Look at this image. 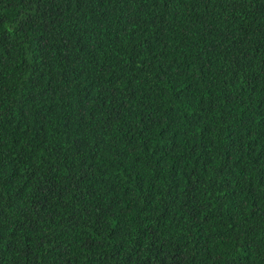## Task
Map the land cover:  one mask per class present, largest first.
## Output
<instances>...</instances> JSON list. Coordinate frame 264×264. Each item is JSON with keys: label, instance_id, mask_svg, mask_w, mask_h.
<instances>
[{"label": "trees", "instance_id": "obj_1", "mask_svg": "<svg viewBox=\"0 0 264 264\" xmlns=\"http://www.w3.org/2000/svg\"><path fill=\"white\" fill-rule=\"evenodd\" d=\"M0 264H264V0H0Z\"/></svg>", "mask_w": 264, "mask_h": 264}]
</instances>
